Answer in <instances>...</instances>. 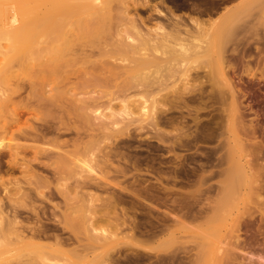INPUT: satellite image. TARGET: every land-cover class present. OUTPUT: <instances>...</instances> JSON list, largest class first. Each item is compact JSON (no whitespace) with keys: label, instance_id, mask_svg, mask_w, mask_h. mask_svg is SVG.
<instances>
[{"label":"rangeland","instance_id":"374dc122","mask_svg":"<svg viewBox=\"0 0 264 264\" xmlns=\"http://www.w3.org/2000/svg\"><path fill=\"white\" fill-rule=\"evenodd\" d=\"M136 1L97 0L94 4L96 6L95 9L96 11L100 10L99 14L104 15L105 20L95 22V24H99L98 26L93 23L95 26L94 30L93 27H90L92 23L89 25V29L92 30L94 35L91 30L84 32L85 24H88L85 18L81 17L84 20L80 19L81 23L79 24L75 22L77 27L83 23L80 27L81 29L84 28L83 32H81L84 35L75 36L78 39L74 37L75 41L72 39L73 42L68 43L69 46L65 45V48H68L62 50V54L60 53L61 58H64L62 62H59L60 64H56L53 69L54 71L51 69L50 71L49 67L45 66L46 64H37V62L32 66L26 67L25 65L24 67L22 66L24 65L22 60V63L20 60H16L17 62L14 61L10 64L6 82L1 85L3 86L2 90H5L4 93L9 95L11 101L2 108V118H0L1 122L5 119H9L8 121H10L7 129L8 134H4L0 138V181H4V186H7V189L9 188L8 190H10L9 192H11L12 196L17 186L15 183H19L18 185L24 187V191H26L23 195H17V197L14 195L15 198H13L14 196L8 198L7 192L3 193L0 190V196L3 198L1 206L3 210L5 209V213L8 212L7 217L12 216V214H20L18 219L23 227L36 228V226H44L43 228L50 230L51 233L47 234L51 238L40 240L44 244L54 243L53 236L66 238L68 242L65 240L67 244L64 246L65 252L61 256L51 257L49 261H45L46 264H216L217 258L213 257L214 243L216 240H219L220 236L226 233L225 227L222 225L221 216L214 224H210L209 222V225H207V227L214 226L215 224L222 225L220 230L217 229L218 234L213 236L208 230L200 228L205 222L190 221L188 223L186 221L184 224L187 225V228H184L175 222L173 224L174 219L172 215L175 213V215H180L185 209H191L190 211L194 213L203 207L207 208L206 204L209 203L210 200L208 199L211 196L213 203L217 202L220 205L219 207L222 206L220 208L222 209L221 212L225 211V209L228 210L226 208L228 205H231V207L228 206L230 210L236 212L242 205L243 201L237 195L232 194V197L230 195L227 197L225 195L221 196L223 195L222 193L217 194L216 192L210 193L209 195L212 194L211 196L205 194L208 193V187H214L213 189L219 187L220 182L224 180L221 179L222 177L208 180L209 183L208 181L203 182L200 179L203 176H207L209 171H216L214 168H207L208 161L204 159L212 156V159L209 158V162L212 160L214 163L218 158L227 155L226 152L229 144L227 142H231L232 139L230 128L231 130L234 129L235 135L238 139L240 138L241 143L246 148L248 157H245V159H249L250 162L245 159L244 161H248V167L253 168L255 164L257 165L259 159L261 160L260 162L264 159L263 124L260 125L256 121L250 109V104H248V99L243 98L238 90V88L246 90V87L250 86L251 83L254 85L262 84L259 76L254 79L242 77V80L239 81L235 73L234 75L232 72L229 73V78H232L234 87L238 90H235L238 94L235 93L237 103H241L240 105L237 104L239 106L237 107L236 105V111L232 112L229 105L230 99L226 95L225 102L228 103L224 102L223 104L225 105L211 103L210 100L208 102L210 93L207 91H210L209 85L211 83H207L209 82L207 81V75L213 69V64L209 57V60L204 59V61L202 58L199 59V62H192V65H196V67L189 64L193 69H197L193 72L198 73L200 78L195 83H191L189 88H187L188 90L183 89L184 82L181 83L178 76L175 77L176 79L174 77L169 78V74H171L169 70L162 71V68L159 71H155L158 73H155L153 70L148 74L149 70L145 72L142 70V66L138 68L136 65H138L139 53L151 55L153 51L148 49L145 51L133 49L135 46H138L136 45L138 44V37L131 30H127L124 23L126 15L130 16L136 13L138 16L145 18V16L147 17L152 12L147 8L140 7V1L142 0ZM158 1L150 0V3L155 4ZM243 1L230 0L227 2L228 4L225 3V6H231L230 9L236 12ZM252 1L256 2L257 0H250L251 5L242 11L245 15L241 14L243 16L242 20L248 22L250 20L249 23H253L256 17L262 20V26H264V0H258L261 3L258 8L256 7L259 5L258 1L256 3ZM33 4H36V2ZM7 6L5 22L8 30L12 31L19 26L20 19L18 16L16 17L14 6ZM177 13L180 14L181 12ZM77 16L78 14L73 19L80 18ZM155 17L152 16V20L147 24L148 26H153L155 22L160 20L159 18H157L158 20L153 19ZM14 18L15 22H12ZM96 19L98 20V18ZM76 24L74 25L76 26ZM121 24L123 25L121 26ZM73 27L70 26V28L74 29ZM72 29H69V31L73 33L78 28H75L76 30L73 31ZM69 31L68 33H70ZM117 33L119 36H117ZM222 33L220 35L223 37L221 40L225 37V44L222 42L226 48L234 47L238 43V41L235 42L236 39H240V35L242 34L237 33L238 37L236 33L233 35V32H231L232 34H227V31ZM225 33L229 36L224 35ZM127 37H129L130 41L127 40ZM201 40L202 43L207 42V44L210 41V39L204 37ZM105 46L108 57H102V55H99L100 52H98L102 47L105 48ZM125 47L126 50L123 49ZM130 48H132L133 53L130 52ZM85 51L87 55L88 53H94L89 61L84 58L86 55ZM135 53L138 54L134 55ZM81 54L84 56L82 57ZM1 66L0 59V69ZM129 68H133L135 74H131L133 76L129 77L128 80L126 71ZM136 69L142 70V72L140 73L139 70L137 72ZM144 72L146 73L145 75ZM153 73L155 74L153 75ZM156 74L157 77L159 76L163 79L168 77L166 79L167 82L162 87V91L158 94L151 93V91L145 92L146 89L152 88V85L153 87L158 85L157 83L154 84L155 80L159 79V77H156ZM204 76H206V80ZM147 78L148 83H146ZM149 80H153V84L152 82L149 83ZM213 80H217V77L214 76ZM146 84L150 86L146 89L145 87H141L143 85L147 87ZM136 87L142 90H138ZM203 88L205 93L204 100H206L204 103L206 105L204 103V105H197V103L188 102V98L195 97ZM221 88L225 91V88ZM75 90L76 92H74ZM141 92H144L145 96ZM204 128L208 129V134L212 131L214 135V132L217 131L215 135L217 134L219 137L217 135L213 137L212 135L210 139H207L209 138V135L206 133L207 131L201 132ZM209 128L213 129L210 131ZM220 129H224L226 132L223 130L222 133ZM227 131L230 132L229 136ZM205 134L208 136L206 137ZM196 137L197 139L195 140ZM254 137H257V139H254ZM257 145L261 146L262 150H259ZM16 146L21 148L17 150L18 154L15 151L11 153L13 150L11 148ZM257 147L260 152L258 155L256 153L258 152L256 150ZM250 149L253 151L252 155ZM75 152L76 157L82 160L81 166L77 167L79 175L77 177L83 178L87 182L89 181L88 183L91 185L89 187L88 184L87 187L79 190L78 194L70 193L73 188L72 186H74L73 184L76 183V179L72 176L70 177L68 172L63 169L64 167L61 165L59 156H63V154L66 156L67 153L75 154ZM238 155L239 153H236V157ZM262 155L263 159H261ZM252 156L257 159L253 161L254 158L252 159ZM14 157H18L17 160ZM250 163L252 166H250ZM262 165L264 166V161ZM223 166L222 168H227V165L224 164ZM261 171L260 175H263V178L261 177L260 179L264 182V168ZM31 173H35L38 176L37 179L40 180H37L38 190L28 184V180L30 181L31 179ZM95 182H100L97 184L100 185L96 186ZM185 185L186 188L184 187ZM0 187L3 188V186ZM49 190H52L51 194H49ZM136 194L140 197L134 198V196H137ZM75 195H79L76 197L80 199H76ZM121 196L122 200L120 199ZM185 196L186 198L183 200L182 197ZM206 196H208L207 200H205ZM193 197L196 198L194 199ZM81 198L87 199L81 200ZM230 198L231 202L229 201ZM76 201L80 205L77 209L81 207L79 213L76 208L77 211L72 209ZM82 202L83 204H81ZM192 203L194 205H191ZM222 204H226V206ZM55 205L58 207L56 208ZM170 205L171 208H169ZM209 205L212 206V204ZM247 205L253 211L254 207L251 204ZM171 209L172 211H170ZM69 212L71 213L69 214ZM94 215L95 217L92 218ZM90 216H92V220H90ZM6 221L8 220L5 218ZM257 221L258 219L256 218L255 222ZM57 223H62V225ZM163 223L169 224L164 225ZM163 226L166 227L164 228ZM128 227L132 228L131 231ZM91 228L93 231L90 230ZM94 228L96 231H94ZM102 230L105 231L103 232ZM131 233L133 234L131 235ZM95 241L99 244L101 242L102 244H108L102 246ZM7 243L8 240H5L1 242L0 246ZM95 244H98L99 248L100 246L103 248L99 249L97 248L98 245L96 247ZM6 252L8 255H2L4 257H1L0 264L43 263L39 260V257H35L37 256L36 254L27 256L28 253L26 254V251L20 252L15 250V253L12 250Z\"/></svg>","mask_w":264,"mask_h":264},{"label":"bare ground","instance_id":"6f19581e","mask_svg":"<svg viewBox=\"0 0 264 264\" xmlns=\"http://www.w3.org/2000/svg\"><path fill=\"white\" fill-rule=\"evenodd\" d=\"M96 1L97 0H0V59H1V65H2L1 69H0V86L6 82L7 75H8L9 70H10V68H9L10 64L16 60H20V61L22 60L23 64H24L22 66H24V67H25V65H26V67L32 66V65H34V63L38 62L37 64H42V65L46 64L45 66L49 67L48 68L49 70L51 69L52 71H54L53 69L56 66V64L59 62H62V59L64 58V57L61 58L60 53L62 54V50L68 48V47L65 48V45L69 46L68 43H71V42L75 41L76 39H78L77 38L78 35H81L82 34L81 32H83V30H84V28L81 29V27H80L81 25H83V23L80 24L78 27H77L76 23H78V24L81 23L80 19L85 18V20L88 21V24H85V30H84V32H85V31L91 30V29H89V25L91 23L95 24V22H97V21L98 22L100 20H101L100 22L103 21L104 15H100L99 14L100 10L96 11V9H95L96 6H94V4ZM228 1H230V0H159L157 3L152 4V3H150V0H142V1H140L141 2L140 7L141 8H147L152 13H150V15H148L147 17L145 16V18L138 16L136 13H135V15H130V16L126 15L127 16L126 21H125V23L124 22L123 23H124V26L127 30H131L138 37V44H136L138 46H135L133 49H139L142 51H145L148 49V50L153 51V53H151V55L139 53L141 56L138 55L139 56L138 57L139 63L137 62L138 65H136V66L138 68H140V66H142L143 67L142 70H144L145 72H147L149 70L148 74L150 71L152 72L154 70V72H155V71H159V69H162V68H163L162 71L169 70L171 73V74H169L170 75L169 78L174 77V79H176L175 77L178 76L181 80L180 82L181 83L184 82L183 83V86H184L183 89L184 90H188L187 88H189V85H191V83H195L200 78L198 73L193 72L196 68L193 69L191 67L192 62H194V63L199 62L200 61L199 59H202V58H203L202 60H204V59L209 60V58H210L211 62L213 64V69L210 73L211 76L209 73H208V75L206 74L208 77L207 81H209V82H207V81L206 82L209 84L211 83L209 85L210 91H207L210 93V96H208V102L210 100L211 103H217L218 105H220L226 101V97L228 96V99H230V101L229 100L228 101H229V105L231 107L232 112L236 111V105L239 103H237V97L235 95V93H236L235 90H237V89L234 87L235 85H234L232 78H229V73L232 72L233 75L235 73L236 74L235 76L238 77L239 81L242 80V77H249L251 79H254V78H257V76H259V79L262 81V84H260V85L255 84L256 85L255 86L254 84L251 83L250 86L246 87V90H240L239 88H238V90H239V93L242 94L243 98L248 99V104H250V109L252 110V113H253L256 121L260 125L263 124V133H264V26H262V24H263L262 20L257 19L256 17L253 20V23H249L250 22L249 19H248L249 22L242 20L243 19L242 15H244L242 13V11L246 10V7L248 8V6L251 5L250 0H244L243 3H241L242 5L239 6V9L236 10V12H235V10L230 9L231 6H225L226 5L225 3H227ZM34 2H36V4H33ZM258 4L259 5L256 6L257 8H258V6H260L261 3L258 1ZM7 5L14 6V8H15L14 12L16 14V17L18 16L20 19L19 26L16 27L15 29H13L12 31L8 30V28L6 27L7 26L6 22H5L6 8L8 7ZM134 6H135V4H134ZM177 12H179V13L181 12V13L178 14ZM77 14L80 18L79 19L75 18L76 20H74L73 17L74 16L76 17ZM103 14H105V13L103 12ZM126 14H127V12H126ZM152 16H156L153 19L156 20L157 18H159L161 21L159 20V21L155 22L153 26H148L147 24L150 23V20H152ZM96 18H98V20ZM107 18H109V17H107ZM82 20H84V19H82ZM12 22H15V18L13 19ZM74 24H76V26ZM92 24L90 27H93V30H94L95 26H94V24L92 26ZM69 25L72 27L74 26L73 27L74 29L70 28ZM95 25L98 26L99 24L98 25L95 24ZM122 25L123 24H121V26ZM66 27H68L69 29H72V31L76 30L75 28H78V29H77V31H74L72 33L69 31L68 28L66 29ZM79 28H80V30H79ZM260 28H262V30H260ZM68 31L70 33H68ZM224 31H227V34H230L231 32H233V35H234V33H236V34L242 33L243 35L242 34L240 35L241 36L240 39H236L235 42L238 41V43H236L235 45L233 44L234 47L231 46L229 48H226V46L223 45L225 37H224V39L221 40V38H223V37L220 36L222 32L224 33ZM91 32H92V30H91ZM89 34H91V33H89ZM92 34H93V32H92ZM238 34H237V36H238ZM83 35H84V33L81 36H83ZM224 35H226V33ZM75 36H77V37H75ZM117 36H119L118 33H117ZM117 36L115 35L116 38H118ZM74 37L76 39H73ZM203 37L210 39V41H208V44H207V42L206 43L201 42L202 41L201 38H203ZM80 38H82V37H80ZM72 39H73V41H72ZM127 40H129V37H127ZM129 41H126V42H129ZM74 44H75V42H74ZM224 44H225V42H224ZM99 47H101V46L99 45ZM103 47L100 49V51H98V52H100L99 55H102V57H108L106 46H105V48H103ZM123 49L126 50V47ZM129 50H131L130 52L133 53L132 48H130ZM83 54H81L82 57L86 54L84 56V58L87 59V61H89V59L92 58L94 53L93 54L88 53V55H87V52H86L84 55ZM136 54H138V53H135L134 55H136ZM73 55H72V57H73ZM76 55H77V53H76ZM69 59H70V57H69ZM69 59H68V62H69ZM22 61H21V63H22ZM189 64H191V65H189ZM136 66H135V68H136ZM192 66L196 67V65H192ZM99 67H101V66H99ZM102 68H103V66H102ZM133 68H129L128 71H126V74L128 75V80H129V77L133 76L131 74H133V73L135 74V72H133ZM44 69H46V68H44ZM137 70H139V69H136V71ZM142 70H139V72L141 73ZM169 71H166V72H169ZM145 72H144V75L146 74ZM49 73H52V72H49ZM155 73H158V72H155ZM155 73H153V75ZM214 76L217 77L218 81L213 80ZM156 77H157V74H156ZM210 77H213V78H210ZM230 77H232V76H230ZM166 79L159 77V79L157 80L158 82L154 79L155 80L154 84L157 83L158 85L154 86V87L152 85V88L150 87V89H152V90L146 89L150 86V85L148 86L147 84H146L147 87L145 85H143L141 87H145L146 90L143 88L145 90V92L151 91V93H157L158 94L162 91L163 85L167 82ZM204 79L206 80V76H204ZM146 80H147L146 83H148V78ZM152 81L153 80H151V81L149 80V83ZM152 84H153V82H152ZM220 86L225 88V91ZM136 88L138 90H142V89H139V87H136ZM136 88H134V89H136ZM2 89H3V86L0 87V118H2V108H4L11 101L9 95L5 94L4 93L5 90H2ZM203 90H204V88L201 89L200 92L195 97L188 98V102L194 103V104L197 103V105L203 104L204 101H206V100H204V98H205L204 94L205 93ZM74 92H76V90ZM105 92H107V91H105ZM141 93L145 96L144 92H141ZM209 93H207V94L209 95ZM103 94H105V93H103ZM225 95H226V97H225ZM206 99H207V96H206ZM238 100H239V98H238ZM203 105H201V106H203ZM213 105H215V104H213ZM223 105H225V104H223ZM239 105H237V107ZM143 108H144V106H143ZM193 108H195V107H193ZM199 108H201V107L199 106ZM199 108H198V110H200ZM228 115H230V114H228ZM240 119H242V118H240ZM255 119H253V120H255ZM8 120L9 119H5L2 122L0 121V138H1V136H4V134L5 135L8 134L7 129H8V126L10 125V121H8ZM238 120H239V117H238ZM221 121H223V120H221ZM257 122H256V124H257ZM231 124H233V123H231ZM231 124H230V126H231ZM223 125H224V123H223ZM213 127H214V125H213ZM215 128H217V127L215 126ZM212 129L213 128H209L210 131ZM223 130L224 129H222V130L220 129L221 132ZM205 131H207L206 133L208 134V129H205V128L201 132H205ZM215 132H217V131H215ZM215 132L213 135V132L211 131L208 134L209 138H207V139H210L212 137V135H213V137L216 136L217 134L215 135ZM230 132H231L232 139H231V142H227V143H229L227 152L225 151L227 153V155L224 157L218 158L214 163L212 162V160H211V162H209V158H211L212 156L209 158L206 157L208 160L203 158L204 160L208 161V166H206V167L207 168L209 167V169L214 168V169H216V171H209L207 176H205V177L203 176L202 178H200V177L199 178L203 182H205V181L211 180L215 177L216 178L222 177L221 179H224V180H222L220 182L219 187H217L215 189H213L214 187L213 188L208 187V189H207L208 193H205V194L209 195L210 193L216 192L217 194L222 193L223 195H221V196L225 195L227 197H228V195L231 196L232 194L237 195L242 199V201H243L242 205L237 209L236 212H233L232 210H230V208L228 206L231 207V205H228L226 207L228 210L225 209V211L221 212L222 209H220V208L222 206L219 207L220 205H218L217 202L213 203V200L211 201V198H212V196H211L212 194H211V195H209V196H211V198L208 199L210 201L208 204H206L207 208L203 207L202 209H200L194 213H192L190 211L191 209L190 210L185 209V211L183 210L184 212H181L180 215L179 214L175 215L176 213L174 215H172L173 219H174V221L173 220L172 221H173V224L175 222V223L179 224L180 226H183L184 228H187V225L184 224V223H186V221H188V223L190 221L191 222H194V221L205 222L204 224H202L200 226V228L204 229V230H208L213 236H216L218 234L217 229L220 230L221 226L224 225V227H225L224 230L226 233L223 236H220L219 240H216L214 243V249H213L214 256L213 257L217 258L216 264H264V195H263L264 194V184H263L264 182L260 179L263 176V175L262 176L260 175V172H262L261 170L264 168V166L262 165L263 161H264L263 155L261 158V159H263L262 162H260L261 161L260 159L258 161V163L260 162V164H258V163H257V165L255 164L256 166L254 165L253 168L248 167V165H249L248 161H244L245 157L246 158L248 157V154L246 153L245 146L241 143L240 138L238 139L237 136L235 135L236 133H234V129L231 130V128H230ZM230 132H228V136L230 135L229 134ZM235 132H237V131H235ZM202 135H200V136L202 137ZM208 135L205 134L206 137ZM237 135H239V134H237ZM251 135H253V134H251ZM36 136H38V135H36ZM217 136L219 137V135H217ZM221 136H222V134H221ZM231 137H227V138H231ZM259 138L263 139L262 137H259ZM196 139H197V137L195 138V140ZM254 139H257V137H254ZM261 139H259V140H261ZM261 141H263V140H261ZM261 141H260V144H261ZM198 142H199V140H198ZM253 142H255V141H253ZM179 145H181V144H179ZM263 146H262V148H263ZM258 147L256 150H258ZM260 147H259V150L261 149ZM11 149H13L11 153H13V151H15L18 154L17 150L21 149V148L19 146H16V147H12ZM253 149H255V148H253ZM259 150H258V152H256L257 155L260 153ZM15 152H14V154H15ZM263 152H264V150H263ZM212 153H214V152H212ZM236 153H239V155L237 157H236ZM252 153H253V151L251 152V155H252ZM14 154H12V156H14ZM17 154H16V156H17ZM73 154L67 153L66 156L64 154H63V156H61V155H59V156L61 159V165L64 167L63 169L68 172V175H70V177L72 176L76 179V183L73 184L74 185V186H72L73 188L71 187L72 191H70V193L73 192L74 194H78L79 190L87 187V185L89 184L88 183L89 181L87 182V180L77 177V176H79L78 172H77V167L81 166L82 160L78 159L76 157V152L74 155ZM208 155H210V154H208ZM17 158L18 157H16V158L14 157V159H16V160H17ZM56 158L58 159V157H56ZM253 158L254 157L252 156V159ZM252 159H251V161H252ZM255 159H257V158H254L253 161ZM245 160H249V159H245ZM249 162H250V160H249ZM224 164L227 165V168H222V166ZM20 166H21V164H20ZM26 166H27V164H26ZM250 166H252V164ZM201 169H202V167H201ZM217 169H219V170H217ZM194 170H195V172H197L196 169H194ZM198 171H199V169H198ZM253 171H254V173H253ZM28 172H29V170H28ZM202 172H203V169H202ZM64 173H65V171H64ZM37 177L38 176L35 173H33V174L31 173V177H30L31 179H30V181L28 180V182H29L28 184L35 187L36 189L38 188L37 187V183H38L37 180H39V179H37ZM70 177L68 176L69 179H71ZM77 180H79V181H77ZM94 181H97V180H94ZM197 181H199V180H197ZM98 183H100V182H97V183L95 182L96 186L100 185V184L97 185ZM208 183H209V181H208ZM18 184L19 183H15V185H17V186L15 188V193L13 194V196L15 195L16 197H17V195H23L26 192V191H24V187H21ZM41 185H42V183H41ZM0 186H3V188L0 187L1 192H3V193L7 192L8 198L12 196L11 192H9L10 190H8L9 188L7 189L6 188L7 186H4V181H0ZM90 186L91 185L89 184V187ZM39 187H41V186L39 185ZM184 187L186 188V185ZM44 189H46V188H44ZM171 189L173 190V188H171ZM51 191L49 194H51ZM121 191H122V189H121ZM136 193H138V192H136ZM9 194H11V195H9ZM130 195H132V194L130 193ZM133 195H134V193H133ZM136 195L137 196H134V198L139 196L138 194H136ZM146 195H147V193H146ZM15 196L13 198H15ZM76 196H79V195H75V197ZM123 196H125V195H123ZM186 196H187V194H186ZM186 196L182 197L183 200H184V198H186ZM202 196H204V195H202ZM202 196H200V197H202ZM77 198L78 197H76V199ZM205 198H206L205 200H207L208 196H206ZM71 199H73V198L71 197ZM78 199H80V198H78ZM86 199L87 198H85V199L81 198V200H86ZM120 199L122 200V196L120 197ZM224 199H226V198H224ZM205 200H204V202L206 203ZM2 201H3V198H2V196H0V244H1V242L5 241V240H8V243L6 245L0 246V259H2L1 257H4V256H2L3 254L8 255V253L6 251H12L13 250L15 252V250H17L20 252L26 251V254L28 253L27 256H29L30 254H33V255L36 254L37 256H35V257H39L40 259L39 258L38 259L41 260V262H43L42 264H46L45 261L46 262L49 261L51 257H53V256L57 257L59 255L61 256L65 252L64 246H65L66 241H67L65 237H64L65 239H63V238H60L59 236H53L52 238H54V243H52V244H44V243H42V241L40 242V240L51 238L47 234V233H51L50 230H48L47 228H43L44 226L42 227L41 225H40L41 227L36 226V228L35 227H23L22 223H20V220L18 219V217H20L19 216L20 214L17 215L15 213L16 215L12 214V216H10L8 214V216H10V217L6 216L8 212H6V213L4 212L5 209L3 210L2 206H1ZM174 201H175V199H174ZM218 201H220V200H218ZM224 201H223V203H224ZM229 201L231 202V198ZM49 202H50V200H49ZM77 202L78 201H76V203L74 202L75 205L72 204L73 210L75 208L77 209L80 206V205H78L79 203H77ZM87 202H88V200H87ZM184 202L186 203V201H184ZM191 202H193V201H191ZM227 202H228V200H227ZM245 202H246V204H244ZM221 203H222V201H221ZM81 204H83V202ZM173 204H174V202H173ZM200 204H203V203H200ZM209 204H212V206ZM247 204H251V206L254 207L252 209L253 211L250 210L251 208L247 207L248 206ZM84 205H86V204H84ZM179 205H180V203H179ZM191 205H194V203H192ZM195 205H196V203H195ZM222 205L226 206V204H222ZM86 206H88V205H86ZM57 207L58 206H56V208ZM83 207H85V206H83ZM91 207H92V205H91ZM169 208H171V205ZM180 208H182V206H180ZM79 209H77L78 213H79ZM66 211H69V210H66ZM170 211H172V209ZM87 212H89V211H87ZM174 212H175V209H174ZM70 213L71 212H69V214ZM80 213H81V211H80ZM83 213L86 214L85 212H83ZM79 215L81 216V214H79ZM164 215H165V213H164ZM220 216H221V220L223 221L222 225L215 224L214 226H211V227L208 226L207 227V225H209L208 224L209 222H210V224H214L216 222V220L218 218H220ZM91 217L92 216H90V220H92ZM94 217H95V215L92 218H94ZM5 218L8 221L5 222ZM157 218H159V217H157ZM166 218H168V217H166ZM256 218L258 219L257 222H255ZM97 220H99V219H97ZM100 221H101V219H100ZM172 221H170V222H172ZM61 222L63 223V221H61ZM90 222H88V223H90ZM62 223H57V224L62 225ZM220 223H222V222H220ZM163 224L165 225V224H169V223H163ZM173 224H171V225H173ZM97 225H98V223H97ZM63 226H64V224H63ZM91 226H92V224H91ZM93 226H94V224H93ZM159 226H161V225H159ZM167 226L169 227V225H167ZM174 226H176V225H174ZM92 228L90 229L91 231H93ZM128 228H130V227H128ZM131 229L132 228H130V231H131ZM149 229H151V228H149ZM153 229H154V227H153ZM161 229H162V227H161ZM94 231H96V229ZM162 231H163V229H162ZM119 232H118V234H119ZM133 233H131V235ZM112 236H115V235H112ZM131 238H132V236H131ZM96 240H97V238H96ZM112 240H110V241H112ZM37 241H39V242H37ZM106 242H109V241H106ZM96 243H98V242H96ZM98 244H95V246ZM100 244L102 246L103 245L106 246V244H108V243L102 244V242H101ZM109 244H111V243H109ZM99 245H98V247L97 246L96 247L99 248ZM93 247H94V245H93ZM100 248H101V246H100ZM17 253L19 254V252H17Z\"/></svg>","mask_w":264,"mask_h":264}]
</instances>
